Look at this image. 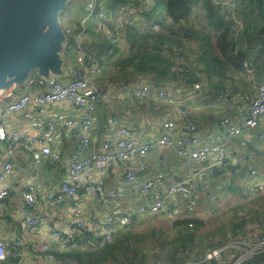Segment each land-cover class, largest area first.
I'll list each match as a JSON object with an SVG mask.
<instances>
[{
	"label": "built area",
	"instance_id": "built-area-1",
	"mask_svg": "<svg viewBox=\"0 0 264 264\" xmlns=\"http://www.w3.org/2000/svg\"><path fill=\"white\" fill-rule=\"evenodd\" d=\"M81 1L84 2L85 14L81 18L80 28L73 34L76 41L71 48V55L75 65L71 71V77L63 80L56 75H49L43 89L17 94H15L18 90L17 84H13L11 89L3 91L0 96L5 99L0 109V143L5 141L8 135L5 118L19 113L33 126L32 130H12L8 135L10 142L18 144L29 153L31 160L30 167L25 170V183L19 190L23 203L15 210V217L28 226L34 227L39 224L40 217L33 213V209L37 203V192L41 187V183L37 180V173L42 168L44 157L51 163L60 164L67 175V179H64L55 191H46L43 195L45 201L58 207L68 200L73 203L72 210L68 214L72 230H69L68 225H64L48 232L49 238L53 240L66 235L63 244L65 247L74 236H80L86 232L89 226L88 216L80 214L81 203L77 200V187L72 181L73 178L78 176L88 178L93 168L104 170L111 163L119 160H142L147 154L161 147L171 148L180 166L197 168L194 179L200 188L203 187L206 190L207 198L212 195L209 190V181L204 177L203 170L213 167L231 165L236 173L242 174L244 178H251L252 184L248 194L264 190V166L251 163L244 166V157L234 154L226 147V142L230 138L241 136L254 129H258L257 138L264 140V127L261 126L264 123V81L258 82L254 89L250 87L242 91L238 99L229 98L230 88L228 87L217 88L211 99H203L199 92L211 79L205 73H197L199 76L197 80L184 86L172 87L168 84L159 87L149 83H135L130 88V94L135 99L164 100L172 97L175 101L168 113L164 112L160 115L161 131L158 136H149L141 130L122 125L119 127L116 138L103 139L97 147H91L94 144L92 127L96 123V104L109 87L120 86V81L115 79L110 84L96 81L95 76L102 73V68L93 60L96 52L87 49L83 42L86 24L95 17L97 30L107 35L109 39L124 42L121 49H118L122 54L127 46V27L136 26L141 30L158 31L160 26L154 18L146 16L153 7L154 0H132L122 5L118 13L113 10L112 3L106 0ZM211 1L219 8L222 18L231 17V32L236 40L235 50H239L243 47V39L239 35L242 21L234 12V0ZM200 4L199 2L198 5ZM162 17L166 18L164 15ZM62 32L64 36L73 33L69 27L62 29ZM108 53L111 54L112 50L109 49ZM172 56L174 64L171 69L179 70L184 62L176 47H173ZM244 67L245 77L252 79L257 71L256 65L245 61ZM169 89L171 90L168 91ZM57 102H67L79 111L75 116L70 117H46L48 106ZM214 103L225 108L228 106L235 108L234 115L228 114V109H225L226 111L224 110L218 121V126L226 135L225 139L213 132L204 137L198 123L187 117L190 109L209 108ZM111 121L117 123L118 118L112 117ZM63 125L77 132L75 146L70 155L64 159L54 145L57 142L58 130ZM86 150L89 151L84 154ZM4 151L5 157L0 167V182H5L15 169L14 148L8 144ZM205 159H208V164L202 167L201 163ZM139 169L127 170L118 190L126 184L133 183ZM188 181L189 179L177 173L176 165L173 164L139 181L133 193L144 197L145 201L137 205L135 216L165 209L170 211L175 206V200L190 198L192 187L188 185ZM88 191L101 193L102 184L93 181L89 184ZM7 194L8 189H0V198ZM116 195L117 189L108 190L101 195L100 203L106 205ZM240 214L238 212L237 215ZM244 217L247 219L248 215ZM131 220V214L120 213L101 214L96 217L93 220L92 229L95 230L98 243L102 245L110 241L114 234L127 226ZM24 244V239L18 237H12L8 244L0 240V261L10 256L15 260L14 264H31L25 258ZM49 246V240L41 242L40 250L48 251ZM261 251H264V220L263 222L248 221L228 230L223 242L215 247L206 248L198 260L191 258L192 252L189 247L177 249V256L184 258L182 264L225 259H229L230 264H241ZM49 259L43 257L45 261L37 264H75L71 258H65L56 263L48 262ZM152 261L154 264H162L159 258ZM261 264H264V260Z\"/></svg>",
	"mask_w": 264,
	"mask_h": 264
},
{
	"label": "crops",
	"instance_id": "crops-1",
	"mask_svg": "<svg viewBox=\"0 0 264 264\" xmlns=\"http://www.w3.org/2000/svg\"><path fill=\"white\" fill-rule=\"evenodd\" d=\"M106 1L111 2L109 0ZM120 10L121 8L115 12L118 13ZM106 37L109 39L107 35ZM95 41L96 39L93 36H84V44L87 49L97 52L93 45ZM109 41L117 47L116 52L112 53L113 58L118 55H123L118 49H121L124 42L113 39H109ZM60 44H62V42ZM95 57H97L96 53L93 55L94 61ZM106 57L107 56H102V73L96 75L95 79L98 82H107L108 84L117 79L120 81V86L113 85L112 87H109L108 91L96 104V123L92 127L94 144L91 147H97L98 143L103 139L113 140L116 138L118 136L119 127L122 125L141 130L146 135L157 137L161 131L160 115L164 112H169L175 102L174 99L172 97H167L164 100L151 98L139 100L133 98L130 94L131 85L148 82L144 78H137V76H134L133 74L118 75V66L113 67L112 63H110L111 59H107ZM74 65V59L70 55L69 59L60 60L59 70L57 72H49L48 74L41 73V75L47 78L48 75L53 74L63 80H68L71 77L70 74ZM256 68L257 71L252 79L246 78L244 71L243 73L227 72L226 78L221 84L222 86L219 85L218 87H213L211 85L214 80V78H212L210 83L205 85L199 94H201L203 99H211L214 95L215 89L228 87L230 88L228 93L229 98L238 99L242 91L248 90L250 87L254 89V86L258 82L264 81L263 70L257 65ZM35 70L38 69H32L25 76L23 74L17 78L9 79L5 83H0V96L3 91L11 89L14 83L17 84L18 89L16 90L17 92L15 91V94L18 92L31 91L29 88L25 87V79L29 74L34 73ZM191 83L192 82L181 83L179 80L166 79V85L169 84L172 85V87L178 85H190ZM155 84L159 87L164 86L159 84V80H155L153 85ZM170 90L171 89L168 91ZM4 102L5 99L0 97V109L3 107L2 104ZM225 109H228V114H235V108L233 106L225 108L224 106L214 103L209 108L190 109L187 117L198 123L204 137L213 132L220 134L225 139L226 135L224 131L218 126L219 118L221 114L226 111ZM78 111L77 108L71 106L67 102H57L48 106L46 117H70L75 116ZM168 116L176 117L174 115ZM112 117H117L118 122L113 123L111 121ZM4 123L6 124L8 135L12 130L33 129L32 124L19 113L13 114L9 118H5ZM261 126L264 127V123H262ZM257 133L258 129L250 130L241 136L230 138L226 142V147L229 148L231 152L244 157V166H247L248 163L264 166V140H259L257 138ZM8 135L7 139L0 143V167L5 157L4 150L9 144L14 148L15 169L5 182H0V189H8V194L3 198H0V240L8 244L12 237L23 238L25 241V258L29 263L37 264L44 262L45 260H43V257L50 258L48 260L50 263H56L57 261L51 254H48L47 251L40 250V244L41 242L49 240L50 251L64 250L67 247L63 245L66 240V235H61L58 240H53L49 238L48 232L64 225H68L69 230H72L73 227L68 219V214L72 210L73 203L68 200L65 204L58 207L51 202L45 201L43 195L46 191H55L59 184L64 179H67L66 171L60 166V164L51 163L48 158L44 157L42 168L38 170L37 173V180L41 183V187L37 192V203L33 209V213L40 217V221L39 224L34 227L22 224L20 220L15 217L14 212L23 203L19 195V190L25 183V170L30 167L31 160L27 151L21 148L18 144L10 142ZM76 140L77 132L75 130H72L65 125L59 128L57 142L54 143V145L63 159L70 155L75 146ZM88 151L89 150H86L84 154ZM171 164L176 165V171L180 176L189 179L188 185L192 187V194L188 199L194 198L197 190L200 189L199 184L196 183L194 179V173L197 168L191 169L190 167L180 166L175 152L168 147L158 148L147 154L142 160H119L111 163V166H107L104 170L93 168L91 175L88 178H83L81 176L73 178L72 181L77 187V200L81 203L80 214L82 216H88L89 219V226L86 232L95 234V230L92 229V223L93 220L101 214H133L137 205L145 201L144 197L137 196L133 193L136 184L153 175L156 171L167 168V166ZM207 164L208 159H205L202 161L201 166L205 167ZM131 168H140L136 175V180L131 184L124 185L118 190V187L122 184L125 172ZM203 172L204 177L209 181V190L212 195L210 201L216 210L219 209L218 213L221 211V208H227L234 205V203H237L240 195H248V189H250V185L252 184L251 178H244L242 174L236 173L231 165L228 167L204 169ZM93 181L102 184L101 193H90L88 191V186ZM111 189H117V195L115 198L110 199L106 205L101 204V195ZM204 191L206 195V190L204 189ZM228 193L231 197L228 196ZM225 199H232L233 202L223 205V202L221 201H224ZM194 207L195 205L186 202V199H177L175 200V206L171 208L170 211L165 209L159 211V213H165V216H167V214L177 215L182 211L187 214L188 210H191ZM196 208L199 209L201 207L197 205ZM215 208H212L211 210H214ZM149 214L152 213L145 212L141 215L138 214L132 218V221L139 219L143 220ZM215 215H217V213ZM228 217L230 216L227 214L220 218L214 216V219H216L218 223L210 225H204L203 223L196 229L197 238L200 237L204 240L203 233L205 228L210 227L213 229L214 227H217L219 223L228 220ZM161 219L163 218H160V220ZM215 235H212L215 239L220 236V234ZM212 236L209 237V242L211 241ZM207 244L203 243L202 246L205 248V245ZM202 246L200 247V251L203 249ZM200 255L201 254H197V257H195V254L192 253L191 258L198 260ZM146 264H154V262L149 260Z\"/></svg>",
	"mask_w": 264,
	"mask_h": 264
},
{
	"label": "trees",
	"instance_id": "trees-1",
	"mask_svg": "<svg viewBox=\"0 0 264 264\" xmlns=\"http://www.w3.org/2000/svg\"><path fill=\"white\" fill-rule=\"evenodd\" d=\"M109 1L112 2L113 10L117 11L132 0ZM234 2V12L242 21L239 35L243 39V47L239 50H235L231 17L222 18L219 8L211 0H154L146 16L157 21L159 30L127 27V46L123 55L115 58L112 53L116 52L117 47L97 30L95 17L88 21L84 33L96 39L93 44L97 51L95 61L103 67L102 56H107L113 67L118 66V75L133 74L137 78H144L149 84L159 80V84L166 85V79L193 82L199 77L197 73H205L209 78H214L211 85L218 87L227 72L243 73L245 61L256 64L264 73V0ZM84 14L85 7L81 0H68L58 13L61 28L69 27L73 31L61 41L59 48L62 59L67 60L71 55V48L76 41L73 34L80 28ZM173 47L180 51L184 62L176 71L171 69L174 64ZM109 49L112 50L111 54L108 53ZM25 84L29 90L37 91L45 87L46 78L35 70L25 79ZM220 210L214 216L220 218L227 214L230 217L219 223L214 235L219 232L220 236L217 239L212 236L205 248L196 233V229L203 224L202 218L185 214L160 220L166 214L156 212L143 220H131L105 244H99L95 234L84 232L74 236L64 250H48L47 253L58 262L71 258L75 264H146L155 258H159L162 264H182L184 258L177 256V249L189 247L197 257L206 248L221 244L228 230L248 221L263 222L264 190L240 195L237 203ZM238 212L241 214L237 215ZM244 215H248V218ZM201 246L203 249L200 251ZM263 260L264 251H261L241 264H261ZM14 262L9 256L0 264ZM188 264H230V260L195 261Z\"/></svg>",
	"mask_w": 264,
	"mask_h": 264
},
{
	"label": "water",
	"instance_id": "water-1",
	"mask_svg": "<svg viewBox=\"0 0 264 264\" xmlns=\"http://www.w3.org/2000/svg\"><path fill=\"white\" fill-rule=\"evenodd\" d=\"M67 2L0 0V83L25 76L32 69L40 74L59 70L62 59L55 48L64 35L57 17Z\"/></svg>",
	"mask_w": 264,
	"mask_h": 264
},
{
	"label": "rangeland",
	"instance_id": "rangeland-1",
	"mask_svg": "<svg viewBox=\"0 0 264 264\" xmlns=\"http://www.w3.org/2000/svg\"><path fill=\"white\" fill-rule=\"evenodd\" d=\"M63 37H65V36H63ZM55 52L57 53L56 56L58 55L60 58H63V55H61V52H60V48H55ZM228 196L231 197V195L229 193H228ZM232 196H234V195H232ZM210 199L211 198L206 197L203 187L198 189L194 198L186 199V202L193 203V205H195V207L193 209L188 210L187 215L202 218L204 221L203 222L204 225H210V224L218 223V221L216 219H214V215L216 214L215 212L219 211V209L216 210V208L213 207ZM221 202H223L222 204L225 205L227 203L233 202V200L232 199H225L224 201H221ZM197 205L200 206L201 208H199V209L196 208ZM187 207H188V205H187ZM212 208H215V209L211 210ZM185 214L186 213L180 211L177 215L178 216H185ZM173 216L174 215L167 214L166 217H161V218L167 219V218H170ZM219 225L220 224H218L217 226H219ZM214 231H216V227H214L213 229L210 227L205 228V231L203 233L204 240H202L201 245H203V243L207 244L209 242V240H210L209 237H211L212 235H214V233H216ZM218 233L219 232H217V234Z\"/></svg>",
	"mask_w": 264,
	"mask_h": 264
}]
</instances>
